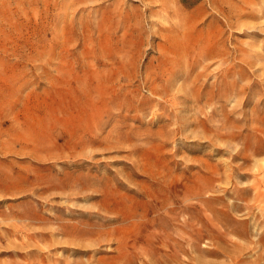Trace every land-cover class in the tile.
<instances>
[{
	"label": "rangeland",
	"instance_id": "obj_1",
	"mask_svg": "<svg viewBox=\"0 0 264 264\" xmlns=\"http://www.w3.org/2000/svg\"><path fill=\"white\" fill-rule=\"evenodd\" d=\"M0 264H264V0H0Z\"/></svg>",
	"mask_w": 264,
	"mask_h": 264
},
{
	"label": "bare ground",
	"instance_id": "obj_2",
	"mask_svg": "<svg viewBox=\"0 0 264 264\" xmlns=\"http://www.w3.org/2000/svg\"><path fill=\"white\" fill-rule=\"evenodd\" d=\"M246 2H247V0H246ZM251 3H253V2H251ZM242 10V9H241ZM252 14V13H251ZM173 60V59H172Z\"/></svg>",
	"mask_w": 264,
	"mask_h": 264
}]
</instances>
